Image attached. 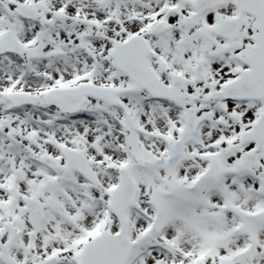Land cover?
<instances>
[{
  "label": "snow or ice",
  "instance_id": "obj_1",
  "mask_svg": "<svg viewBox=\"0 0 264 264\" xmlns=\"http://www.w3.org/2000/svg\"><path fill=\"white\" fill-rule=\"evenodd\" d=\"M0 264H264V0H0Z\"/></svg>",
  "mask_w": 264,
  "mask_h": 264
}]
</instances>
